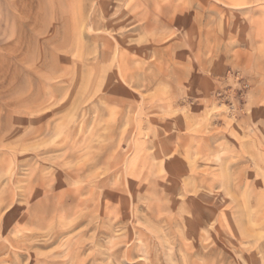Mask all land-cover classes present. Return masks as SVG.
Instances as JSON below:
<instances>
[{
  "label": "rangeland",
  "instance_id": "1",
  "mask_svg": "<svg viewBox=\"0 0 264 264\" xmlns=\"http://www.w3.org/2000/svg\"><path fill=\"white\" fill-rule=\"evenodd\" d=\"M0 264H264V0H0Z\"/></svg>",
  "mask_w": 264,
  "mask_h": 264
}]
</instances>
